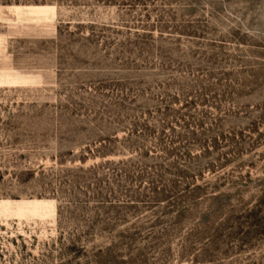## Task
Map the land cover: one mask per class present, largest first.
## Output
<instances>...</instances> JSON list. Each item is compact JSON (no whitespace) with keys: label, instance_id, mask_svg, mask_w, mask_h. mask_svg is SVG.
<instances>
[{"label":"rangeland","instance_id":"374dc122","mask_svg":"<svg viewBox=\"0 0 264 264\" xmlns=\"http://www.w3.org/2000/svg\"><path fill=\"white\" fill-rule=\"evenodd\" d=\"M0 264H264V0H0Z\"/></svg>","mask_w":264,"mask_h":264},{"label":"trees","instance_id":"16d2710c","mask_svg":"<svg viewBox=\"0 0 264 264\" xmlns=\"http://www.w3.org/2000/svg\"><path fill=\"white\" fill-rule=\"evenodd\" d=\"M256 213V212H255Z\"/></svg>","mask_w":264,"mask_h":264}]
</instances>
